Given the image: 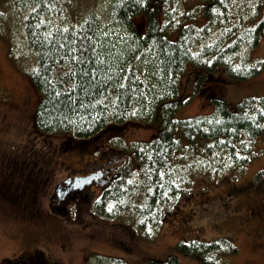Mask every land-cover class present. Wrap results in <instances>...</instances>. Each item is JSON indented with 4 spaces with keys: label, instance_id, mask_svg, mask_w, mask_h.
<instances>
[{
    "label": "trees",
    "instance_id": "16d2710c",
    "mask_svg": "<svg viewBox=\"0 0 264 264\" xmlns=\"http://www.w3.org/2000/svg\"><path fill=\"white\" fill-rule=\"evenodd\" d=\"M15 1L35 8L25 23L27 43L37 52L31 80L40 101L33 134L67 136L84 145L127 127L155 128L150 141L123 148L133 161L99 197L100 215L127 211L132 195L145 184L148 200L146 210H140V224L150 220L157 225L159 208L187 191L181 183L190 180L191 169L208 165V171L227 167L240 172L252 162V140L264 133V96L244 98L233 107L214 96L210 115L180 119L177 114L194 97H186L182 85L188 71L194 73L190 82L196 94L219 77L244 81L264 69V61L246 64L247 53L258 47L263 34L264 0H199L192 11L183 8L190 0H114L111 18L126 33L117 43L101 38L93 13L74 25L54 9L57 0ZM142 17L140 30L137 19ZM153 83L163 91L149 102ZM134 162L141 171L133 176ZM229 243L230 238H221L208 244L179 243L177 249L217 264L221 251L236 253ZM207 253L214 259L207 261ZM111 264L127 263L118 258ZM159 264L179 261L170 257Z\"/></svg>",
    "mask_w": 264,
    "mask_h": 264
},
{
    "label": "rangeland",
    "instance_id": "374dc122",
    "mask_svg": "<svg viewBox=\"0 0 264 264\" xmlns=\"http://www.w3.org/2000/svg\"><path fill=\"white\" fill-rule=\"evenodd\" d=\"M57 3L54 9H60L69 16L74 25L88 13L96 15L102 39L117 43L126 37L122 27L111 18L114 0H57ZM199 6V0L183 4L187 11ZM34 10L20 7L15 0H0V142L6 145L8 152L25 142L40 156L59 165L49 178L51 181H47L42 188L40 201L44 208L41 215L32 219L13 217L10 210V214L5 213L8 212L6 205L0 202V260L6 255L15 257L13 254L24 251L32 240H36L40 248L49 251L46 252L50 256H47L48 259L57 264H111L118 258L127 264H159L170 257H176L179 264H205L195 257L182 254L177 249L178 244H208L230 238L232 244H229L235 246L237 251L233 254L221 251L222 254L216 259L217 264H264V133L252 140L251 149L255 157L243 171L236 172L227 167L208 171V165L196 167L194 172L191 169L190 180L185 178L181 183L187 191L170 199L167 206L159 208L157 225H152L150 220L146 221V225L140 224V210L147 208L145 184L132 195L131 207L128 206L127 211L110 217L95 211V220L100 222L98 231L90 222L92 217L88 213L74 208L67 215L53 213L48 206L47 195L65 178L66 166L75 168L88 161L107 159L117 164H127L133 159L129 160L123 148L133 142L150 141L156 131L153 127L132 126L84 145L67 136L33 134L34 115L40 101L31 80L37 68V52L27 43L25 23ZM142 22L141 18L137 19V25ZM247 57L248 65L264 61V33L258 47L247 53ZM142 72L151 76L145 68ZM191 74L194 75L188 71L182 85L184 91L188 92L186 97L190 94L194 97L178 112L180 119L212 114L214 96L227 101L232 107L244 98L264 96V69L259 75L244 81L219 77L212 84H203L196 94H193ZM152 87L149 102L163 91L154 83ZM197 151L196 155L199 156L201 149ZM132 168L133 176L141 171L137 162L132 163ZM15 180L24 184L19 178ZM98 193L95 189L94 194ZM88 205L85 200L81 210ZM72 217L76 220L82 217L85 221L70 223L68 219ZM85 223H90L86 224L89 229H84ZM90 231L91 234L97 231L99 237L95 242L86 235ZM64 244L69 245L65 254L58 251ZM225 247H228V243ZM89 252L93 254L85 260ZM205 258L207 261L208 258L214 259L208 257V253Z\"/></svg>",
    "mask_w": 264,
    "mask_h": 264
},
{
    "label": "flooded vegetation",
    "instance_id": "af4514ba",
    "mask_svg": "<svg viewBox=\"0 0 264 264\" xmlns=\"http://www.w3.org/2000/svg\"><path fill=\"white\" fill-rule=\"evenodd\" d=\"M25 144V142L19 143L8 152L6 145L2 141L0 142V202L6 205L8 212L5 213L10 214L11 212L13 217L32 219L42 213V208H44L40 201L42 188L45 187L47 181H51L49 178L54 175V169L59 164L40 156ZM117 163L107 159V161L101 160L100 162L88 161L75 168L66 166L65 178L53 188L50 195H47L48 206L51 207L55 215L58 213L61 216L67 215L73 212V208L79 212L88 213L92 217L90 222L97 230L100 222L95 220L97 217L95 211L98 213L96 203L101 194L123 176L124 168L127 165L125 162L122 165ZM64 165L66 164L64 163ZM90 176L93 177L90 185L75 188L76 180ZM16 178H19L24 184L17 182ZM95 189L99 192L97 195L94 194ZM85 200L89 205L85 210H81ZM68 220L70 223L85 221L82 217L77 220L72 217ZM64 221L67 222L66 219ZM86 224H84L85 230L89 229L86 226L90 223ZM97 231H94L93 234L91 231L86 233L92 242H95L99 237ZM68 250V244L58 248V251L63 254L68 253ZM46 252L49 253V251L40 248L36 240H32V244L28 245L24 251L13 254L15 257L4 256L0 260V264H57V262L48 259L50 256ZM92 254L93 252H89L85 260Z\"/></svg>",
    "mask_w": 264,
    "mask_h": 264
},
{
    "label": "water",
    "instance_id": "95a60500",
    "mask_svg": "<svg viewBox=\"0 0 264 264\" xmlns=\"http://www.w3.org/2000/svg\"><path fill=\"white\" fill-rule=\"evenodd\" d=\"M143 24L144 22H142L139 26H140V30L143 29ZM93 177H86V178H80V180H76L75 181V188H79V187H83L86 185H90V182L92 181Z\"/></svg>",
    "mask_w": 264,
    "mask_h": 264
},
{
    "label": "snow or ice",
    "instance_id": "6c2138e0",
    "mask_svg": "<svg viewBox=\"0 0 264 264\" xmlns=\"http://www.w3.org/2000/svg\"><path fill=\"white\" fill-rule=\"evenodd\" d=\"M73 59H75V57H73ZM262 111H264V110H262Z\"/></svg>",
    "mask_w": 264,
    "mask_h": 264
}]
</instances>
